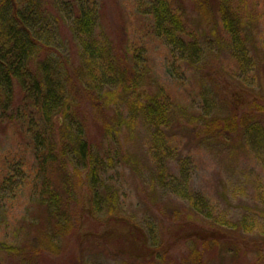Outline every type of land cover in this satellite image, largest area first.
Wrapping results in <instances>:
<instances>
[{
  "label": "rangeland",
  "instance_id": "374dc122",
  "mask_svg": "<svg viewBox=\"0 0 264 264\" xmlns=\"http://www.w3.org/2000/svg\"><path fill=\"white\" fill-rule=\"evenodd\" d=\"M43 1L54 15L48 13L50 44L40 58L59 61L65 99L94 156L85 163L62 152L75 127L70 133L58 125L51 129L74 185L64 229L42 201L22 124L0 118V264L182 263L189 244L180 238L192 228L177 226L190 203L160 182L158 159L169 177L185 170L188 190L211 205L212 217L202 223L220 233L206 264H264V110L257 109L264 107V0H231L245 35L240 50L223 28L220 0H172L198 40L197 55L183 54L157 35L150 0ZM78 7L96 18L91 38L74 29ZM86 41L95 55L85 51ZM160 90L170 95L173 114L162 144L140 119L128 122L132 100ZM21 104L16 88L14 108ZM236 110L248 114L237 131L206 129L209 120ZM96 161L103 168L93 181ZM134 222L153 233L149 242L164 241L160 256L131 244Z\"/></svg>",
  "mask_w": 264,
  "mask_h": 264
},
{
  "label": "trees",
  "instance_id": "16d2710c",
  "mask_svg": "<svg viewBox=\"0 0 264 264\" xmlns=\"http://www.w3.org/2000/svg\"><path fill=\"white\" fill-rule=\"evenodd\" d=\"M78 9L74 16V29L91 38L96 18L87 8ZM46 10L43 0H0V118H16L22 124L23 131L29 137L34 150L36 173L41 179L39 192L42 201L50 216L63 226V223L67 222L65 219L69 214L67 203L74 193V185L65 159L55 149L50 136L51 129L58 125L70 133L75 127L69 142H64L62 152L67 154L72 152L77 159L85 163L94 154L90 143L83 135V129L77 125L76 113L65 99L66 87L59 78V61H56L53 55L40 58L43 49L50 44L45 25L49 24L52 16L48 13L52 12ZM218 10L223 28L234 48L240 50L245 35L241 32L239 9L234 7L231 0H220ZM149 13L152 16L153 29L173 49L186 55L198 54V40L193 30L186 25L184 14L177 9L172 0H150ZM85 45L86 52L96 54L91 43L86 41ZM98 54L99 52L97 56ZM16 88H19L22 94V104L15 109ZM257 109L261 111L264 107L257 104ZM131 110L128 122L132 125L140 119L154 130L156 141L162 144L165 132L171 127L173 119L170 95L164 90L155 94H140L138 98L132 100ZM13 113L16 114L10 115ZM247 117L248 114L240 115L236 110L227 119L209 120L205 127L208 130L217 128L220 132L226 130L231 133L246 124ZM159 149L162 151V147ZM157 162L160 182L164 186L174 188L190 203L188 216L180 220L177 226L181 228L179 230L192 228L188 234L180 238L189 244L180 264H206V252L211 246L218 245L220 233L219 227H213L210 223L209 227L206 225L207 228L202 223L207 218L211 219V205L202 194L188 190L189 180L185 170H182V175L169 177L165 165L159 159ZM102 165L96 161L97 169L94 167L92 169L93 181H97ZM92 189L94 191V187ZM100 197L102 195L99 192L94 193L95 201L98 200L101 206L103 200ZM178 213H181L180 210ZM133 224L136 231L131 230L127 236L131 244L140 247L142 253L148 251V254L158 257L161 247L165 246L164 241L149 242L153 233L149 235L140 224L137 222ZM65 227L66 225L63 226L64 229ZM138 230L143 231L141 244L138 241ZM163 251L167 253L168 250L164 248Z\"/></svg>",
  "mask_w": 264,
  "mask_h": 264
}]
</instances>
